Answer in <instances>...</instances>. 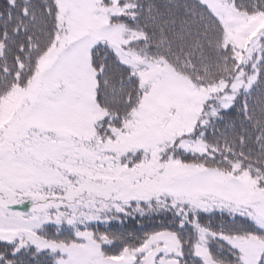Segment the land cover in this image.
Wrapping results in <instances>:
<instances>
[{
  "label": "snow or ice",
  "instance_id": "1",
  "mask_svg": "<svg viewBox=\"0 0 264 264\" xmlns=\"http://www.w3.org/2000/svg\"><path fill=\"white\" fill-rule=\"evenodd\" d=\"M0 264H264V0H0Z\"/></svg>",
  "mask_w": 264,
  "mask_h": 264
}]
</instances>
